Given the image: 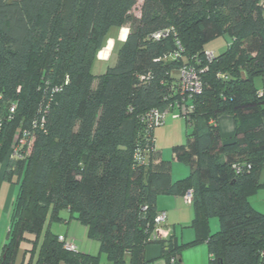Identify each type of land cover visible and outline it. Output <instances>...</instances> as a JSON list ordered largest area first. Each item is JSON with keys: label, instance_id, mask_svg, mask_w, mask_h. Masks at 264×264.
Masks as SVG:
<instances>
[{"label": "trees", "instance_id": "trees-1", "mask_svg": "<svg viewBox=\"0 0 264 264\" xmlns=\"http://www.w3.org/2000/svg\"><path fill=\"white\" fill-rule=\"evenodd\" d=\"M136 5L0 0V164L3 180L18 186L0 264H16L25 235L39 237L61 209L78 214L110 264H148L151 243L161 245L167 264H185L183 250L204 241L209 264H264V213L250 203L264 189V89L254 85L255 77L264 81V0H144L140 18L132 16ZM127 25L116 65L94 75L111 29ZM167 29L174 30L168 38H153ZM225 34L233 38L227 51L208 62L204 47ZM184 66L199 72L204 87L184 117L187 143L173 149L190 174L173 181L146 116L178 98L180 78L172 73ZM222 116L235 123L229 140L217 125ZM26 132L27 146L10 159ZM189 190L193 225L205 237L152 240L158 197ZM211 217L220 223L214 235ZM59 237L47 232L28 264H99L64 249Z\"/></svg>", "mask_w": 264, "mask_h": 264}, {"label": "rangeland", "instance_id": "rangeland-1", "mask_svg": "<svg viewBox=\"0 0 264 264\" xmlns=\"http://www.w3.org/2000/svg\"><path fill=\"white\" fill-rule=\"evenodd\" d=\"M143 3L144 0H137V5L132 11L133 17L135 18L141 17V10ZM124 28H127L130 31L131 25H127ZM115 32H120V29H116V28L111 29L110 35L114 34ZM110 35L108 34L106 45L104 49L101 51V53L100 52L98 53V56L100 54L101 57L103 53L106 54V51L108 52L110 50V45L112 43V42L109 43V40L111 38ZM232 40L233 38L229 34H225L208 43L204 47V50L213 52L215 57H219L227 51L229 44ZM92 72L95 74L99 72L96 66L92 70ZM172 75L175 78H180L179 71H174ZM254 85L258 90L262 91L264 89L263 79L259 76L255 77ZM263 123H264V116H263ZM233 129L235 130L234 120H233L232 130ZM190 133L191 132L190 129L188 128L186 119L180 116V113L177 109L169 111L166 115L165 123L163 125L156 126L154 130L156 149L161 154L162 158L165 161H169L172 163V177L174 181L187 178L190 174V169L188 165L178 162L173 155V149L175 147L182 146L187 143V136ZM234 133L235 132L233 131L232 136L234 135ZM17 195H18V186L14 183V180L13 181L4 180L3 186L2 188H0V261L2 258V251L4 246L8 245L10 242L9 236L12 227V207H13V202L15 201ZM254 196H252L253 201L256 200ZM59 216H60V220H53V221L50 220V215L47 217L43 231L41 232L39 237L32 234L25 235L27 240L22 241L20 244L19 252L16 258V264L29 263L30 258L32 256V250L34 249L36 242L38 244L37 245V251H38L42 239L47 232H50L55 236L66 237L67 242L69 243L74 242L77 249L80 250L82 253L97 256L99 258V264H110L107 255L100 251V242L89 235L88 228L85 225L81 224V222L78 220V214L72 215L68 210L61 209L59 210ZM213 219L214 221H218L217 218H213ZM185 252L186 250L182 252V255ZM126 260L129 262L128 256H126Z\"/></svg>", "mask_w": 264, "mask_h": 264}, {"label": "crops", "instance_id": "crops-1", "mask_svg": "<svg viewBox=\"0 0 264 264\" xmlns=\"http://www.w3.org/2000/svg\"><path fill=\"white\" fill-rule=\"evenodd\" d=\"M125 30H127V32ZM129 32L130 31L127 28L123 27L120 29V32H115L112 35L109 33L111 36V38L109 36V43L112 42L110 45V50L108 52L106 51V54L103 53L101 57L100 54L97 57V61L95 62L93 69L96 66L99 72L96 74L93 73L94 75L101 76L106 73L107 69L116 65L118 51L122 44L126 41ZM217 125L224 139L229 140L233 137L232 132H235V130H232L233 119L230 116L220 117L217 121ZM4 172L5 165H1L0 188L3 186ZM259 181L261 184H264V167L260 173ZM254 198H256L255 201H253L252 197L250 198L251 205L259 212L264 211V189L259 190ZM156 208L158 213L164 212L167 215L166 223L163 226V232L166 236L165 240L174 237L177 239L179 244H191L196 241L199 236L205 237V234L202 233V230H198L193 225L196 217L194 206L192 204H186L182 196L161 195L157 199ZM213 218L217 217H211L208 220L211 235H214L220 231L219 219L217 218L218 221H214ZM185 250L186 252L182 255L185 264H209L211 257L209 254L207 241L185 248L183 251ZM161 253L162 247L160 244L151 243L148 245L146 248V260L149 262L148 264H167L166 260L161 258Z\"/></svg>", "mask_w": 264, "mask_h": 264}, {"label": "built area", "instance_id": "built-area-1", "mask_svg": "<svg viewBox=\"0 0 264 264\" xmlns=\"http://www.w3.org/2000/svg\"><path fill=\"white\" fill-rule=\"evenodd\" d=\"M174 30H164L161 32H158L153 35V38L156 40H161L168 38L171 33H173ZM175 57H179L178 54H174ZM205 58L208 62H213L215 59V55L213 52L205 51ZM207 69V68H206ZM203 69V70H206ZM203 70H201L203 72ZM218 78L220 79H226V77L222 74L218 75ZM180 87H181V93L178 96V98L174 101V103L170 106L169 109H167L164 112L159 111L158 109L152 110L146 117L147 119L151 120L153 126L163 125L165 123L166 115L169 111L177 109L180 113V116L186 117L191 109L193 108L192 102L193 99L201 94L203 92V81L201 79V76L199 72L192 66H184L180 70ZM15 112V106L11 108V113ZM42 126L45 124V118L41 121ZM37 124H34V127H36ZM31 137L30 132H26L22 138H19V142L16 146H14L11 149L10 159H16L21 156L20 154V148L27 146V138ZM233 169L236 171L237 174H241L243 169L239 165H234ZM248 170H250V167L248 166ZM184 201L187 204L193 203V192L192 190L187 191V193L184 195ZM144 210H146L144 208ZM167 215L166 213H158L155 219V226L151 233L152 240L155 241H161L165 240V235L163 232V226L166 223ZM59 242H61L64 246V249L68 251H77V247L75 246L74 242L69 243L67 242V238L64 236L59 237Z\"/></svg>", "mask_w": 264, "mask_h": 264}, {"label": "clouds", "instance_id": "clouds-1", "mask_svg": "<svg viewBox=\"0 0 264 264\" xmlns=\"http://www.w3.org/2000/svg\"><path fill=\"white\" fill-rule=\"evenodd\" d=\"M127 32V30H125Z\"/></svg>", "mask_w": 264, "mask_h": 264}]
</instances>
